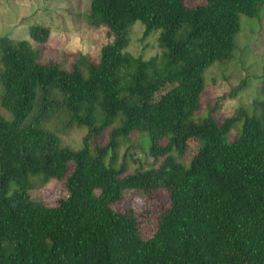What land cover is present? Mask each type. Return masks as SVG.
<instances>
[{
    "label": "trees",
    "instance_id": "1",
    "mask_svg": "<svg viewBox=\"0 0 264 264\" xmlns=\"http://www.w3.org/2000/svg\"><path fill=\"white\" fill-rule=\"evenodd\" d=\"M263 4L90 0L88 22L106 26L110 43L87 74L41 62L29 40L0 36V102L13 115L12 121L0 115V264H264V80L263 100L254 101L261 114L239 107L219 121L210 107L194 119L203 110L206 71L233 57L241 15L259 16ZM138 22L143 39L159 31L163 68L153 67L157 56L127 51V32ZM50 33L41 25L29 30L40 44ZM56 104L70 124L88 130L82 150L63 147L57 132L30 119ZM109 129V144L93 149ZM136 134L149 136L143 152L154 164L128 173L118 154L135 148ZM190 139L198 150L186 163ZM39 176L65 181L68 196L58 206L31 197V178ZM156 186L167 189L169 206L146 238L134 211L112 204L127 189L147 193Z\"/></svg>",
    "mask_w": 264,
    "mask_h": 264
},
{
    "label": "rangeland",
    "instance_id": "2",
    "mask_svg": "<svg viewBox=\"0 0 264 264\" xmlns=\"http://www.w3.org/2000/svg\"><path fill=\"white\" fill-rule=\"evenodd\" d=\"M205 0H185L188 7L204 4ZM90 10V0H0V36H9L16 40H29L36 52H39L40 61L45 63L53 61L62 68L72 70L80 67L87 74L89 67L100 61L103 47L110 43L106 26H95L88 22L87 15ZM34 25H41L50 29V38L47 43L40 44L30 37L29 30ZM144 26L140 22L135 24L127 32L129 39L127 51L145 60L156 57V69L163 68L165 57L159 46V31L152 33L143 39ZM237 48L233 57L223 62L215 63L205 73L206 91L202 98L203 110L198 112L194 119L206 116L209 108H215L213 115L221 121L233 115L239 107L247 108L250 116L261 114L262 107L255 102L263 100L260 87L264 80V4L259 16L248 17L241 15L240 32L236 36ZM129 65V64H128ZM2 65L0 62V74ZM136 71V67L130 68L126 80ZM246 84L235 97L230 93L242 80ZM172 88L167 85L159 91L155 97L160 98ZM3 94V86L0 81V97ZM204 111V112H203ZM0 115L12 121L13 115L5 109L0 102ZM35 123L48 130L57 132L63 147L73 151L84 148V138L87 129L69 123L67 111L61 104L53 105L47 113L37 116ZM242 129L239 123L228 134L232 140ZM110 129L106 130L92 148L96 146L106 147L109 142ZM133 143L135 148L128 151L123 146L119 150L118 164L127 162V172L132 173L138 167L148 168L154 164V160L143 150L149 153L150 138L146 134L135 135ZM185 161L190 162L198 150V141H187ZM127 146V145H126ZM70 170L72 165H70ZM33 189L31 197L43 202L47 206H58L60 201L68 196V190L64 180H45L43 177L31 178ZM11 190L15 186L11 184ZM169 206L167 189L156 186L150 192H144L137 188L124 191L123 198L112 204V208L118 212L133 210L136 214L142 235L151 237L156 231L158 219Z\"/></svg>",
    "mask_w": 264,
    "mask_h": 264
}]
</instances>
